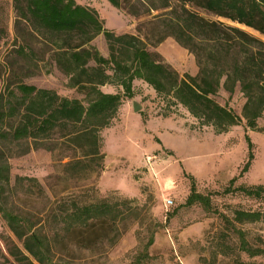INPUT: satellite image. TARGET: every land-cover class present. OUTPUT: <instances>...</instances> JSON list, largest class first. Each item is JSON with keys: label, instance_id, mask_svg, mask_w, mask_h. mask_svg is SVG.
Wrapping results in <instances>:
<instances>
[{"label": "rangeland", "instance_id": "obj_1", "mask_svg": "<svg viewBox=\"0 0 264 264\" xmlns=\"http://www.w3.org/2000/svg\"><path fill=\"white\" fill-rule=\"evenodd\" d=\"M75 2L94 9L103 26L113 33L136 35L147 50L158 52L178 74L194 75L197 71L193 55L165 35L166 22L182 15L183 7L264 42V36L250 27L195 5H179L176 0H117L116 7L107 0ZM14 17L11 0H0V93L5 94V84L11 88L20 80L81 101V91L69 85L68 77L55 64L52 44L32 38L35 55L26 60L18 54L21 41L14 34ZM88 44L107 56L101 34ZM99 89L120 94L114 115L97 131L100 157L81 155V149L58 133L37 147L31 140L2 146L8 164L2 206L39 222L46 236L52 232L53 215L61 205L66 209L71 203L114 205L102 223L49 237L52 260L58 264L129 263L151 237L140 264H264V258H249L238 250L236 234L215 213L205 212L197 203L183 205L192 179L196 191L211 194L212 208L228 218L234 209H264L263 200L221 192L246 159L245 134L253 157L233 186L264 185V109L255 127L247 128L242 116L245 98L238 85L231 92L220 87L212 98L229 108L236 122L217 131L209 121L193 117L169 96L156 95L139 79L133 81L131 97L123 95L119 85L103 84ZM131 100L140 104L138 110H132ZM166 199L170 204H165ZM116 210L120 215L111 220ZM235 226L245 232L249 244L258 246L255 238L260 236L264 246L260 222ZM10 240L20 246L0 215V264H16L6 253Z\"/></svg>", "mask_w": 264, "mask_h": 264}, {"label": "trees", "instance_id": "obj_2", "mask_svg": "<svg viewBox=\"0 0 264 264\" xmlns=\"http://www.w3.org/2000/svg\"><path fill=\"white\" fill-rule=\"evenodd\" d=\"M117 6V0H107ZM179 5L190 4L216 16L242 24L264 36V0H176ZM15 14L14 34L21 44L16 51L26 60L34 56L32 38H43L53 48L51 56L59 69L68 77L69 85L81 91V101L58 95L51 89L38 88L18 80L10 88L5 84L0 93V202L8 187V164L2 146L31 140L37 147L42 140L58 133L81 149V155L100 157L98 151L99 128L106 126L120 102L119 93L104 92L103 84L119 85L122 94L132 96L134 79L150 86L156 95L171 97L173 103L183 106L190 115L210 122L217 131L236 122V116L212 96L221 87L231 92L237 84L245 100L242 116L245 126L253 129L264 109V42L250 36L235 26L207 21L195 13L185 11L167 21L168 32L180 46L190 52L197 71L178 74L156 51L146 49L145 43L131 33H113L105 28L94 9L75 0H11ZM101 34L107 46V56H102L88 43ZM3 29L0 28V37ZM162 39V38H161ZM160 41V40H157ZM5 96V98H4ZM247 141V154L236 175L231 176L222 193L242 195L264 201V185H234L247 171L252 159L251 142ZM24 149H27L24 148ZM25 151V150H24ZM78 163V162H75ZM209 193L196 191L191 179L183 205L197 203L205 212L219 216L224 226L237 237V248L247 257L264 258L260 236L258 246L249 244L245 232L236 224L260 222L264 225V209H234L232 217L212 208ZM114 205L97 202L66 209L61 205L53 215L52 232L68 234L74 230L102 223ZM0 215L14 238L6 246V253L16 264H58L52 260L49 237L39 222L13 213L0 203ZM119 210L111 215L118 217ZM149 237L142 250L129 263L140 264L151 244ZM65 264V263H64Z\"/></svg>", "mask_w": 264, "mask_h": 264}, {"label": "water", "instance_id": "obj_3", "mask_svg": "<svg viewBox=\"0 0 264 264\" xmlns=\"http://www.w3.org/2000/svg\"><path fill=\"white\" fill-rule=\"evenodd\" d=\"M131 108L133 111H136L140 108V104L135 100H131Z\"/></svg>", "mask_w": 264, "mask_h": 264}, {"label": "built area", "instance_id": "obj_4", "mask_svg": "<svg viewBox=\"0 0 264 264\" xmlns=\"http://www.w3.org/2000/svg\"><path fill=\"white\" fill-rule=\"evenodd\" d=\"M165 202H166L165 204L168 205V204H170L171 201L169 199H166Z\"/></svg>", "mask_w": 264, "mask_h": 264}, {"label": "crops", "instance_id": "obj_5", "mask_svg": "<svg viewBox=\"0 0 264 264\" xmlns=\"http://www.w3.org/2000/svg\"><path fill=\"white\" fill-rule=\"evenodd\" d=\"M81 4V3H80ZM108 92H110V93H114V92H111V91H108Z\"/></svg>", "mask_w": 264, "mask_h": 264}]
</instances>
